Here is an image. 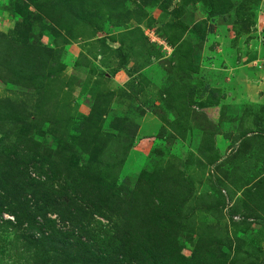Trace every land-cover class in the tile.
I'll use <instances>...</instances> for the list:
<instances>
[{
    "label": "rangeland",
    "instance_id": "obj_1",
    "mask_svg": "<svg viewBox=\"0 0 264 264\" xmlns=\"http://www.w3.org/2000/svg\"><path fill=\"white\" fill-rule=\"evenodd\" d=\"M55 1L0 0V50H53L35 71L0 59V264H137L120 252V216L89 204L91 221L73 218V184L87 169L91 183L128 199L168 166L190 182L184 255L206 239L210 264H264V0L88 2L65 28L40 9ZM91 127L89 146L104 143L95 128L108 138L93 157L80 141ZM10 161L18 184L35 179L72 220L49 208L18 225L22 209L3 189Z\"/></svg>",
    "mask_w": 264,
    "mask_h": 264
},
{
    "label": "trees",
    "instance_id": "obj_2",
    "mask_svg": "<svg viewBox=\"0 0 264 264\" xmlns=\"http://www.w3.org/2000/svg\"><path fill=\"white\" fill-rule=\"evenodd\" d=\"M102 1L100 3L97 0H57L56 3L48 4V6H41L40 9L42 13L45 12V17L49 21L60 28H65L75 24V18L78 16L82 17V9L83 13L86 10L84 8L85 3L92 2L94 7H99ZM11 47L13 49L9 51L0 50L1 61L5 60L9 63L17 59L25 72L26 70L28 72V70L41 69L48 62L53 61L50 57L53 50L50 48L49 50L41 46V48L34 50L30 45L16 43L14 47ZM6 52L8 55L5 57ZM29 67L33 68L28 69ZM52 68L56 70L57 66ZM93 118L94 116L88 118L89 124ZM92 129L93 127L89 128L87 133L83 132L80 140L85 145L86 150H92V153L90 151L91 157L101 154L102 148L108 141L107 137L104 138L100 128H95L96 141L101 140L104 143L99 146L100 150L97 146H89L91 142H88L89 145L86 143V136L93 135L94 129ZM94 136H91V140L94 139ZM14 162L16 163V161H10L6 168L9 171V176L4 181L3 189H8V193L10 192L8 195L6 194L7 198H11L8 204L10 206L13 203L19 204V208L22 209L19 213L13 212L18 225L24 223L32 225L35 223V217L37 215L45 217L49 208L58 210L56 212L60 215L61 220H72V210H70L72 206H74L73 210L75 211L73 218L79 217L80 221H91L94 215L89 214L85 207L91 204L96 209L97 214H102L104 210H108L120 216L122 224L117 228L118 239L122 243L120 252L129 263L141 264V261H144L145 264H210L207 255L212 242L209 240H198L197 249L192 256H185L183 253V245L179 239L183 230L181 213L191 195V190L190 186H187L190 183L189 180L184 178L177 169L168 166L159 172L156 171L150 180H138L129 193L128 199L115 196L111 193V188L97 187L95 181L91 183L88 174L86 175V169L78 172L76 177L78 183L73 184L78 193L77 196L80 198V203H71V207L60 205L58 209L57 206L51 207L57 203L55 198L50 196L47 199L45 193L40 194V189L32 186L36 182L35 179L27 176L21 180L23 181L21 184L17 183L18 179L14 175L19 166ZM72 169L71 167L70 170ZM13 185H18L20 188L25 187L26 190L22 189L20 192H16L11 190ZM52 192L55 193V191ZM1 196L0 200L2 199ZM39 201H43V204L38 203ZM31 202L36 206L35 212L33 207H30L32 206ZM50 223L53 232H57L55 222L50 220ZM83 254L84 256L88 255L87 250ZM218 260L211 264H221L222 262H217ZM113 262L114 259L111 256L102 258L100 264H112ZM85 264L93 263L88 260Z\"/></svg>",
    "mask_w": 264,
    "mask_h": 264
}]
</instances>
